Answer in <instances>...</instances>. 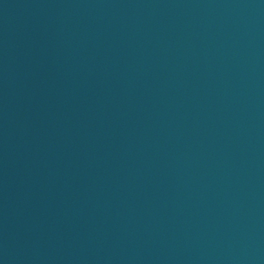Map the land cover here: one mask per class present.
Returning a JSON list of instances; mask_svg holds the SVG:
<instances>
[{
    "label": "water",
    "instance_id": "water-1",
    "mask_svg": "<svg viewBox=\"0 0 264 264\" xmlns=\"http://www.w3.org/2000/svg\"><path fill=\"white\" fill-rule=\"evenodd\" d=\"M0 264H264V0H0Z\"/></svg>",
    "mask_w": 264,
    "mask_h": 264
}]
</instances>
